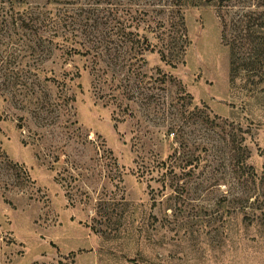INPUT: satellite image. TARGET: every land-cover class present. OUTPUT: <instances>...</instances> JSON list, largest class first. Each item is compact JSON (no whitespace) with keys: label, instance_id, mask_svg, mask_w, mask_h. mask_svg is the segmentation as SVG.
Returning a JSON list of instances; mask_svg holds the SVG:
<instances>
[{"label":"rangeland","instance_id":"obj_1","mask_svg":"<svg viewBox=\"0 0 264 264\" xmlns=\"http://www.w3.org/2000/svg\"><path fill=\"white\" fill-rule=\"evenodd\" d=\"M24 1L86 17L90 32L71 22L68 39L5 40L0 264H264V202L244 207L255 190L264 201V31L225 38L220 8L189 6L172 67L158 52L167 33L143 51L121 37L137 41L159 18L171 28L149 0ZM255 5L230 14L264 21ZM174 150L181 167L167 168L158 157ZM234 153H247L257 186L232 174Z\"/></svg>","mask_w":264,"mask_h":264},{"label":"trees","instance_id":"obj_2","mask_svg":"<svg viewBox=\"0 0 264 264\" xmlns=\"http://www.w3.org/2000/svg\"><path fill=\"white\" fill-rule=\"evenodd\" d=\"M241 2L242 0L241 1L240 0H149L147 1V6H148L147 10L150 13L154 12L155 10H159V8H161V11L162 10L168 11L167 15H170L171 28L166 31V29L164 28V24L167 21V19L159 18L158 22H155L156 25L152 27H150L148 23L145 22L143 23L145 24L144 25L145 27L142 28V33L140 35V38L136 39L137 41L133 40L129 36V34L132 33L130 31L126 32V34H122L121 37L126 42L131 43L129 49H131L134 44L139 43L141 40L142 43H145V48L144 47L141 48L143 51V50H147L149 46H152V48L156 46V43L151 42V38L148 37V34L155 33L157 31L158 35L156 34L157 35L156 37H158L159 35L161 36L167 33L165 39L161 37L159 38V40L160 39L163 40L164 48L158 49V52L160 54V59L162 61H164L166 64H169L172 67H175V64L177 63L175 62V60L177 59V57L181 56L184 50V45L181 43L178 46L177 43L179 37L181 38V36H186L183 17H184V10L189 6L209 5L216 8H220V11H218V17L220 19L222 32L225 38H227V33H229L227 32L228 28L230 29V31H232L229 33L230 35L229 34L228 35L232 36L233 39L239 37V34L242 31L244 32V36L246 37H252L259 33L262 34V32L264 31V21L260 20L261 19L260 17L262 15L261 12L260 13H255L253 11L246 12L244 10L240 13L234 12L230 14L231 10L235 6H239V3ZM7 3L8 5L5 6V4ZM25 3L26 2L24 0L0 1V67H7L12 65V63H14V61L11 59L7 61V57H5V55L3 54V48H5L8 45V43H6L5 41L7 38L12 40L10 41L11 42L10 44L14 42L13 40L17 39V35L18 37L29 35L30 38H32L33 40H40L41 42V40L43 39L40 35L43 32L51 31L54 33H58V32L63 33L64 35L62 37L68 39L69 37L68 32L70 30L69 28L70 26H72V24H74V26L76 25L80 27L81 30L86 31L87 34H89L90 32L87 29L88 19L86 17H82L81 14L79 15L84 19L78 20L77 24L71 21L72 22L71 24V22L67 20L66 18L67 15H65V13L60 14L50 10L49 8L46 7V5H44L46 3H43L40 7L35 5H32L30 7L25 5ZM258 3H260V7H261L264 5V0H260V2L259 0H257V5L255 6H258ZM221 8H223L224 11ZM80 10L82 9L80 8ZM230 15L233 16L239 15V16L237 17V19H234V17L229 18ZM99 20L93 19L95 23L102 24L103 22H99ZM113 22H116V20H114ZM230 24H232V27L230 26ZM139 25H140L139 23H134V26L137 28L139 27ZM130 27L131 25H129V28ZM114 28H116L115 25L109 28V30L110 31L114 30ZM72 30L75 29L73 28ZM4 34L6 35V37ZM112 40L111 38L109 39L110 45L113 44ZM168 43L169 44L173 43V45L170 47ZM92 44L93 45L97 44L94 47L96 49H99V47L103 45L102 43L98 44L94 42ZM26 48L30 49L31 46L26 45ZM105 48L108 51L116 50L115 47L113 46H108V47L105 46ZM249 63L250 61L242 63V67H248ZM1 91H2V87H0V97L2 96ZM168 131L173 132L172 129L167 130V132ZM175 154H176V150H174V153H170L167 157L163 159L160 153V156L158 157L159 162L162 165H165L167 164V162H169L170 164L167 166V168L169 167H171V169H174L176 167L179 168L181 167V165L174 164L176 160L172 161V158ZM247 157H248L247 153H243L241 157L237 155V153L230 155L229 164L232 166V174L239 175L243 179L245 178L249 179L254 185L257 186V184L260 182V179L256 180L258 179V175L257 173H255L253 167L246 163ZM182 160L184 159H180V161ZM187 162L189 161L186 160L184 164H186ZM182 169H185V167H183ZM172 172L173 171H171L170 173ZM181 178L182 177H180V175L176 177L177 180H181ZM227 192L229 193V191ZM224 197H222V202H226V196ZM244 199L247 200V203L246 205H244V207L257 209V210L260 209V205H262V203L264 202L262 199V195L260 194V191L257 190H255L249 197L246 196ZM249 199L251 200L249 201Z\"/></svg>","mask_w":264,"mask_h":264}]
</instances>
